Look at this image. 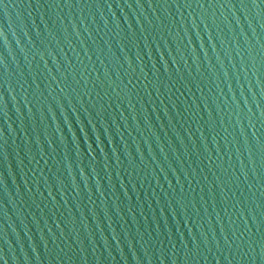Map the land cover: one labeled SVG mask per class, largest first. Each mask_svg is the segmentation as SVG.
I'll return each instance as SVG.
<instances>
[{"label":"water","instance_id":"water-1","mask_svg":"<svg viewBox=\"0 0 264 264\" xmlns=\"http://www.w3.org/2000/svg\"><path fill=\"white\" fill-rule=\"evenodd\" d=\"M0 264H264V0H0Z\"/></svg>","mask_w":264,"mask_h":264}]
</instances>
